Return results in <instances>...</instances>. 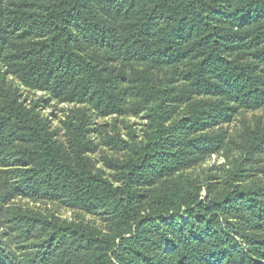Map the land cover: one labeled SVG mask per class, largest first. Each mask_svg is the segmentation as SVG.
I'll use <instances>...</instances> for the list:
<instances>
[{"label": "trees", "instance_id": "trees-1", "mask_svg": "<svg viewBox=\"0 0 264 264\" xmlns=\"http://www.w3.org/2000/svg\"><path fill=\"white\" fill-rule=\"evenodd\" d=\"M263 110L264 0H0V264H264Z\"/></svg>", "mask_w": 264, "mask_h": 264}, {"label": "rangeland", "instance_id": "rangeland-1", "mask_svg": "<svg viewBox=\"0 0 264 264\" xmlns=\"http://www.w3.org/2000/svg\"><path fill=\"white\" fill-rule=\"evenodd\" d=\"M63 105H59L56 103L50 104V106H44L42 110V114L45 116H50V118L53 120V127L57 129L60 127V120L63 118ZM120 120V119H119ZM127 122H129L133 129L136 131V133H140L141 127L140 124L142 123V120L139 118H132V119H126ZM118 126L121 128V133L124 137H126V130L124 128V125H122L123 120L118 121ZM111 124L113 123V119H104L99 120L98 124ZM264 127V110L256 113H250L243 116H238L237 120L234 122V124L228 125L226 127H230V132L232 134V137H234L237 142H239V134L247 127H257V125ZM60 137H62V132L60 131ZM96 139V138H95ZM101 137L97 142H100ZM233 158H236L239 156L237 152H232L231 155L228 153H222L213 155L212 157L205 160L197 170H195L192 174L194 177L199 176L201 182L204 180L207 174H211L213 172H219L223 169L224 165H227L229 161ZM94 160L96 162L97 168L103 170L104 174L107 177H110L113 180V173L109 171L104 161L105 159H116L123 157L122 154H119L117 152L112 151L109 148L99 146L96 153L93 155ZM264 162V161H263ZM264 164V163H263ZM16 206H19L23 209H30L33 211L42 212L45 214L48 213H55L62 219H66L72 222H80V223H87L98 227H103V222L100 216L97 215H90L84 211L76 210L71 207L64 206L60 203L55 202H47L44 200L39 201H32L30 199H15L13 202ZM1 233V230H0Z\"/></svg>", "mask_w": 264, "mask_h": 264}]
</instances>
